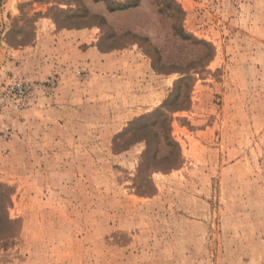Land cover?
Masks as SVG:
<instances>
[{
  "label": "rangeland",
  "instance_id": "rangeland-1",
  "mask_svg": "<svg viewBox=\"0 0 264 264\" xmlns=\"http://www.w3.org/2000/svg\"><path fill=\"white\" fill-rule=\"evenodd\" d=\"M87 29L149 62L145 97L30 50ZM22 80L0 112V264H264V0H0V86Z\"/></svg>",
  "mask_w": 264,
  "mask_h": 264
},
{
  "label": "crops",
  "instance_id": "crops-1",
  "mask_svg": "<svg viewBox=\"0 0 264 264\" xmlns=\"http://www.w3.org/2000/svg\"><path fill=\"white\" fill-rule=\"evenodd\" d=\"M53 36L52 40L55 44L51 43L52 45H49V51H47L48 54L46 57L45 55H41L44 39L41 33H38L36 39L29 46L37 62L45 65L42 68L46 71H63L64 68H62L60 64H66L76 68L84 64L85 67L90 69V73L87 76L90 81L103 78L107 80V84L115 83L121 78L129 79V75L130 77L132 75L133 79H130L132 83H129L130 81L128 80H124V83H129L128 87L134 90L129 92V94H132L137 101L145 97V93H138V88L144 81L148 83V81L152 79V73L149 62L136 49L129 47L111 51L102 50L98 47L95 42L94 34L91 33L89 29L55 32ZM59 45L64 47L62 48L63 50L66 48L65 55L52 54L54 50H58L57 48ZM29 47L23 46L21 49H15V53H17L18 56L24 57L23 52ZM37 75L38 77H43L44 73L42 74L38 71ZM90 87L100 88L102 85L91 84ZM143 87L146 88L145 85H143ZM149 96L150 94L148 93L146 98H149ZM146 98L143 100L146 101ZM149 101L150 100L147 102ZM137 109H139V107L135 108V110ZM141 109L143 110V108L139 110Z\"/></svg>",
  "mask_w": 264,
  "mask_h": 264
},
{
  "label": "built area",
  "instance_id": "built-area-1",
  "mask_svg": "<svg viewBox=\"0 0 264 264\" xmlns=\"http://www.w3.org/2000/svg\"><path fill=\"white\" fill-rule=\"evenodd\" d=\"M32 86H34L33 83L26 82L25 80L14 81L0 86V112L6 108L7 103L25 99Z\"/></svg>",
  "mask_w": 264,
  "mask_h": 264
}]
</instances>
